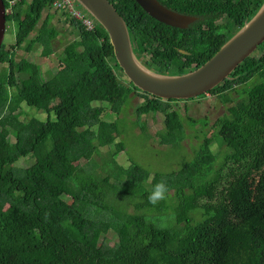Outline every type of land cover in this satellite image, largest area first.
<instances>
[{"label": "trees", "instance_id": "trees-1", "mask_svg": "<svg viewBox=\"0 0 264 264\" xmlns=\"http://www.w3.org/2000/svg\"><path fill=\"white\" fill-rule=\"evenodd\" d=\"M3 1L16 32L10 49L3 43L0 49V65L6 64L0 72V264H264V43L207 93L220 98L227 113L190 160L164 176L153 174L149 183V172L132 159L122 166L111 159L100 177L90 169L97 167L91 158L98 148L109 146L113 155L125 150L116 141L117 121L102 120L106 110L118 115L130 95L140 93L136 116L162 115L160 141L173 145L184 135L171 106L180 100L135 88L118 67L106 31L80 6L93 28L60 12L75 39L51 78L32 61L17 62L13 51L24 44L27 52L35 45L43 56L53 52L58 32L49 22L59 12L51 8L54 0H8L11 7ZM108 1L124 19L138 61L164 75L203 65L263 2L157 0L202 18L178 29L154 20L134 0ZM24 106L41 111L44 120H26ZM27 156L31 166H15ZM83 160H91L89 171L76 165ZM161 181L168 185L166 199L152 205L148 195ZM111 231L113 245L106 239Z\"/></svg>", "mask_w": 264, "mask_h": 264}, {"label": "rangeland", "instance_id": "rangeland-1", "mask_svg": "<svg viewBox=\"0 0 264 264\" xmlns=\"http://www.w3.org/2000/svg\"><path fill=\"white\" fill-rule=\"evenodd\" d=\"M5 1L9 4V7H11L10 5H12V2L10 3L8 0ZM9 12L10 9H7V13ZM49 23L50 26L55 27V30L58 32L57 36L52 41L53 52L49 56H43L41 54L42 48L40 45H35L32 52L26 51V44L13 51V58L17 62L24 58L36 63L40 67L43 76L46 78L50 77L52 72L59 69V58L62 56L63 49L75 39V33L65 24L60 12L56 15L52 13ZM15 32L16 24L6 22L3 40L6 50H9L13 44ZM35 34L36 31H34L30 37H34ZM255 54L258 53L255 51ZM4 68H6V64L0 65V72ZM142 101L143 99L140 93H132L118 115L109 110H106L102 115V120L106 122L117 121L119 130L122 131V133H120L116 141L122 140L125 150L113 155L109 146L100 147L98 148L99 153L91 158L94 160L97 167H94V165L93 167L91 166V160H83L76 165L80 164L82 168L89 171L90 164V169H92L94 173L98 174L100 177H104L106 175L104 170L107 168L106 162H108L109 166L111 159H113L116 164L122 166L127 164L129 159H132L149 172L150 179L148 181L150 183L153 174L160 173L164 176L178 169L181 162L190 160L194 156V148H197L205 138L213 139L215 137L216 130L214 128V123L227 113V107L223 104L221 99L217 96H210L209 94H204L187 101L182 100L172 103V109L177 110L181 116L184 135L180 143L176 142V144L173 145L170 143L162 144L159 138V135L164 133L162 115L158 113L137 117L135 109ZM23 109L29 113L26 120L31 118L41 121L44 120V114L41 111L26 106H24ZM190 119L197 120V123L194 126L189 125ZM200 121L206 123V126L201 125ZM142 126L144 127V131L141 130ZM216 148L218 149L215 142H213L212 151L217 152ZM220 152H223V149H221ZM30 157L31 156H27L26 158L20 159L15 166L20 169L28 168L34 163V160L31 162ZM124 178L125 177L122 176V179ZM111 182L112 184H116L114 178L111 179ZM64 199L67 201L70 200L68 197ZM123 203L128 206L124 207L128 213L134 211L135 208L132 205H129L127 202ZM106 239L109 245H113L117 242V237L112 231L107 233Z\"/></svg>", "mask_w": 264, "mask_h": 264}, {"label": "water", "instance_id": "water-1", "mask_svg": "<svg viewBox=\"0 0 264 264\" xmlns=\"http://www.w3.org/2000/svg\"><path fill=\"white\" fill-rule=\"evenodd\" d=\"M107 33L118 67L132 85L162 100H190L207 94L264 43V0L253 16L203 65L181 75L156 73L135 57L124 19L108 0H73ZM154 20L186 29L195 17L172 11L157 0H134ZM7 10L0 0V49L5 36ZM185 53V52H184Z\"/></svg>", "mask_w": 264, "mask_h": 264}, {"label": "built area", "instance_id": "built-area-1", "mask_svg": "<svg viewBox=\"0 0 264 264\" xmlns=\"http://www.w3.org/2000/svg\"><path fill=\"white\" fill-rule=\"evenodd\" d=\"M51 8L58 12L65 11L71 18L79 21L88 30L93 28V21L73 0H54Z\"/></svg>", "mask_w": 264, "mask_h": 264}, {"label": "clouds", "instance_id": "clouds-1", "mask_svg": "<svg viewBox=\"0 0 264 264\" xmlns=\"http://www.w3.org/2000/svg\"><path fill=\"white\" fill-rule=\"evenodd\" d=\"M168 190V185L163 181L155 184L148 195V202L152 205L158 204L160 201L166 199Z\"/></svg>", "mask_w": 264, "mask_h": 264}, {"label": "flooded vegetation", "instance_id": "flooded-vegetation-1", "mask_svg": "<svg viewBox=\"0 0 264 264\" xmlns=\"http://www.w3.org/2000/svg\"><path fill=\"white\" fill-rule=\"evenodd\" d=\"M172 11H173V10H172ZM175 12H177V11H175ZM177 13H178V12H177ZM179 14L186 15V16H192V17H195V18H196V21H194V22H192L191 24H189L188 27L191 26V25H193L195 22H198V21H201V20H202L201 17L196 16V15H192V14H188V13H179ZM193 99H194V98H193ZM190 100H191V99H190ZM186 101H187V100H186Z\"/></svg>", "mask_w": 264, "mask_h": 264}]
</instances>
